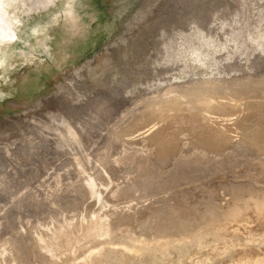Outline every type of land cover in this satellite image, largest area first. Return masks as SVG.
Segmentation results:
<instances>
[{
	"label": "rangeland",
	"instance_id": "374dc122",
	"mask_svg": "<svg viewBox=\"0 0 264 264\" xmlns=\"http://www.w3.org/2000/svg\"><path fill=\"white\" fill-rule=\"evenodd\" d=\"M4 3L0 264H264V0Z\"/></svg>",
	"mask_w": 264,
	"mask_h": 264
},
{
	"label": "bare ground",
	"instance_id": "6f19581e",
	"mask_svg": "<svg viewBox=\"0 0 264 264\" xmlns=\"http://www.w3.org/2000/svg\"><path fill=\"white\" fill-rule=\"evenodd\" d=\"M4 4V0H0V46L6 43H11L16 39L10 19L2 8Z\"/></svg>",
	"mask_w": 264,
	"mask_h": 264
}]
</instances>
